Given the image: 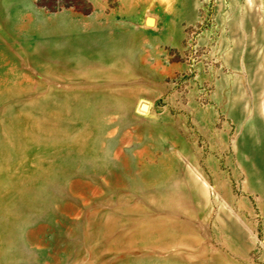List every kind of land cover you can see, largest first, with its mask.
Returning a JSON list of instances; mask_svg holds the SVG:
<instances>
[{"label":"rangeland","instance_id":"374dc122","mask_svg":"<svg viewBox=\"0 0 264 264\" xmlns=\"http://www.w3.org/2000/svg\"><path fill=\"white\" fill-rule=\"evenodd\" d=\"M263 214L264 0H0V264H264Z\"/></svg>","mask_w":264,"mask_h":264},{"label":"water","instance_id":"95a60500","mask_svg":"<svg viewBox=\"0 0 264 264\" xmlns=\"http://www.w3.org/2000/svg\"><path fill=\"white\" fill-rule=\"evenodd\" d=\"M145 24L148 25V26H152L154 24V19H152V18H146ZM144 107L146 108L145 105H141L140 106V109H143Z\"/></svg>","mask_w":264,"mask_h":264},{"label":"trees","instance_id":"16d2710c","mask_svg":"<svg viewBox=\"0 0 264 264\" xmlns=\"http://www.w3.org/2000/svg\"><path fill=\"white\" fill-rule=\"evenodd\" d=\"M53 2H59V0H53ZM71 5H65V7H70Z\"/></svg>","mask_w":264,"mask_h":264},{"label":"bare ground","instance_id":"6f19581e","mask_svg":"<svg viewBox=\"0 0 264 264\" xmlns=\"http://www.w3.org/2000/svg\"><path fill=\"white\" fill-rule=\"evenodd\" d=\"M145 106H146V105H145ZM147 108H148V107L146 106V108L144 107L142 110H147Z\"/></svg>","mask_w":264,"mask_h":264},{"label":"crops","instance_id":"0c3cea01","mask_svg":"<svg viewBox=\"0 0 264 264\" xmlns=\"http://www.w3.org/2000/svg\"><path fill=\"white\" fill-rule=\"evenodd\" d=\"M264 215V214H263Z\"/></svg>","mask_w":264,"mask_h":264}]
</instances>
